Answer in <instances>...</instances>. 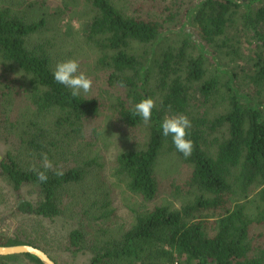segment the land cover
Instances as JSON below:
<instances>
[{"label":"trees","instance_id":"16d2710c","mask_svg":"<svg viewBox=\"0 0 264 264\" xmlns=\"http://www.w3.org/2000/svg\"><path fill=\"white\" fill-rule=\"evenodd\" d=\"M81 1L82 34L65 42L69 52L85 45L100 53L94 67L118 93L116 117L103 125L102 97H72L53 78L49 44L34 39L48 23L50 0H0V179L17 194L27 188L31 199L19 207L25 215L71 227L60 234L28 217L19 238L0 244L87 252V264H264V0L183 1L173 29L111 0ZM147 97L156 107L145 123L133 109ZM174 114L191 121L188 158L160 129ZM121 125L140 126L146 136L114 155L112 184L96 140L118 137ZM165 150L189 166L185 183L195 198L180 207L156 202ZM43 153L54 166L46 183L32 170ZM114 182L143 207L121 231L111 229ZM202 209L218 210L214 222L193 218ZM0 264L43 263L16 254L0 255Z\"/></svg>","mask_w":264,"mask_h":264},{"label":"rangeland","instance_id":"374dc122","mask_svg":"<svg viewBox=\"0 0 264 264\" xmlns=\"http://www.w3.org/2000/svg\"><path fill=\"white\" fill-rule=\"evenodd\" d=\"M116 6L122 9L128 15L144 16V17H159L163 19L165 25L173 29L175 25V14L180 10L177 8L181 6L183 1L188 0H111ZM51 8L48 10V23L38 33L34 34V39L49 44L48 48L52 49L56 57V64L59 61L67 59H76L80 63V71L85 72L93 81V86L90 92L100 95L103 99V106L101 114L99 116L102 119V125L116 117L114 112V101L117 96L116 88L109 87L108 84L101 77V72L97 70L94 65V59L96 55L100 54L98 50L85 46L84 51L78 53L67 51V42L65 39L69 38L70 33L80 35L81 27L80 20L85 17V4L81 0H50ZM191 30V29H190ZM75 42H78V40ZM70 44V41H68ZM140 49H144V45L139 44ZM248 54L250 50L245 49ZM230 57L226 58L227 63H231ZM235 66V64L233 65ZM243 73V71L241 72ZM102 89V93L99 92ZM99 130L102 129L98 126ZM103 130V129H102ZM121 133L118 137H108L105 139H97L98 150L101 154L102 160L105 163V167L102 170V174L112 182L114 177L110 175L111 172V160L114 155L123 148L133 147L138 144H144L146 130L143 128L134 127L126 129L124 125L120 126ZM100 136V137H101ZM123 136L125 139H122ZM6 147L0 142V158L5 153ZM189 166L181 161L174 152L164 151L158 162V175L160 179V193L156 199L157 203H170L176 207H180L186 203L191 202L195 197V194L191 193L186 185V179L189 174ZM109 185V184H108ZM11 185L6 181L0 179V216L6 214L5 219H0V237L19 238L22 229L27 225L26 220L28 217L34 221L41 219L43 224L53 227L52 230L65 234L70 230L69 222L60 218H47L38 217L32 215H25L23 212L15 214L14 206L15 200L12 201ZM112 196L114 198V212L112 218L111 229L115 231H121L124 227H127L130 222L134 221L135 211L142 210V202L139 196L133 195L126 191L122 185H117L114 182ZM255 187L253 191H257ZM250 193L251 197L255 192ZM21 193L24 197L31 199L28 194L27 188L23 187ZM149 203L148 205H152ZM5 208H3V206ZM218 210L202 209L195 212L194 219H207L209 221L215 220ZM26 223V224H25ZM31 228V227H28ZM54 260L59 264H87L89 260V253L87 252H72L70 250H62L53 247L49 251Z\"/></svg>","mask_w":264,"mask_h":264},{"label":"clouds","instance_id":"9594fccd","mask_svg":"<svg viewBox=\"0 0 264 264\" xmlns=\"http://www.w3.org/2000/svg\"><path fill=\"white\" fill-rule=\"evenodd\" d=\"M53 78L58 84H62L71 90L72 97L80 96L81 92L87 94L93 86L92 79L83 71H80V63L76 59H67L57 62L53 71ZM120 87H125L123 82H120ZM156 107V102L153 98H142L135 104L133 114L142 118L145 123L152 119L153 109ZM191 128L190 119L184 114H174L165 116L160 124L162 135L164 137L171 136L172 142L180 153L185 158L191 156L194 142L188 138L189 129ZM54 166L49 160L46 153L42 154L41 167H33L37 179L41 183H46L49 179L48 171L53 170ZM54 175L60 177L64 175L62 168H55Z\"/></svg>","mask_w":264,"mask_h":264},{"label":"water","instance_id":"95a60500","mask_svg":"<svg viewBox=\"0 0 264 264\" xmlns=\"http://www.w3.org/2000/svg\"><path fill=\"white\" fill-rule=\"evenodd\" d=\"M32 254L43 264H58L45 250L30 243L0 244V255Z\"/></svg>","mask_w":264,"mask_h":264},{"label":"flooded vegetation","instance_id":"af4514ba","mask_svg":"<svg viewBox=\"0 0 264 264\" xmlns=\"http://www.w3.org/2000/svg\"><path fill=\"white\" fill-rule=\"evenodd\" d=\"M11 191H12V201H14L15 200V202H16V205L14 206L15 208H14V212L15 211H17L18 213H20V212H22L21 211V209L19 208L20 206H21V204L24 202V201H26L27 200V198H25L24 197V194H22V193H20V194H17V193H15V191L13 190V188H11ZM3 206V208H5V206L4 205H2ZM17 212H15V214H17ZM7 214V213H6ZM6 214H2L1 216H0V219L2 220V219H5V218H7L6 217ZM16 239L15 237H7V238H4V237H0V242H6V241H8L9 239ZM53 258V257H52ZM54 259V258H53ZM56 261V260H55ZM57 262V261H56ZM58 263V262H57ZM59 264V263H58Z\"/></svg>","mask_w":264,"mask_h":264}]
</instances>
